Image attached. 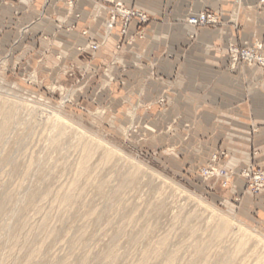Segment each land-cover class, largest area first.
<instances>
[{
    "label": "rangeland",
    "instance_id": "1",
    "mask_svg": "<svg viewBox=\"0 0 264 264\" xmlns=\"http://www.w3.org/2000/svg\"><path fill=\"white\" fill-rule=\"evenodd\" d=\"M28 1L0 0V10L20 8L18 16L0 26V264H138L165 236L166 245L148 264L173 262L169 257L175 250L178 257L170 264H264V219L241 211L235 203L241 197L231 196L237 177L247 180V191L263 192L251 190L241 172L264 168L228 169L229 154L221 148L206 156L203 137L199 146L189 144L196 127L189 121L186 138L172 123L167 131L153 130L170 109L172 89L145 101L147 83L139 90L127 87L124 77L130 68L116 63L133 52L143 70L145 50L134 47L145 34L141 38L136 31L117 40L115 49L119 42L124 49L108 58L90 47L99 42L101 48L112 38L105 35L106 21L100 41L91 34L82 40L81 27L90 16L77 11L79 0L77 23L66 0L63 6L56 0ZM100 2L96 5L105 9ZM257 7L264 13V0ZM240 10L237 5L232 13ZM228 50L230 68H264L244 58L247 50L264 57V38L231 43ZM149 72L148 80L163 79L156 67ZM3 112L10 113L4 126ZM87 141L94 151L88 172L65 206L59 193L75 180ZM108 149L114 151L110 162L104 160ZM222 169L226 176L217 174ZM245 234L249 242L236 252ZM14 236L20 241L11 253Z\"/></svg>",
    "mask_w": 264,
    "mask_h": 264
},
{
    "label": "crops",
    "instance_id": "2",
    "mask_svg": "<svg viewBox=\"0 0 264 264\" xmlns=\"http://www.w3.org/2000/svg\"><path fill=\"white\" fill-rule=\"evenodd\" d=\"M37 1H40V5L44 2ZM97 1L79 0L77 11L85 18L97 16L91 36L100 41L108 11L97 6ZM117 1L142 9L149 16L145 39L139 40L134 47L136 51L145 50L141 59L143 70L138 69V58L133 52L116 59L118 66L130 68L124 83L133 90H139L142 84L147 83L145 101L154 99L167 88L172 89L170 109L164 115L162 124L158 122L153 130L167 131L172 123L186 138L185 125L189 121L196 125L189 144L203 137L205 140L201 146L206 150V156L210 151L221 148L229 154L225 161L228 169L242 170L251 165L264 168V68L239 65L232 69L228 50L231 43L264 38V13L258 11V0H241V3L237 0ZM56 2L63 6L61 0ZM237 5L241 10L235 15L232 11ZM242 5L247 9L242 11ZM62 6L58 7L60 14L65 13ZM6 8L0 10V26L3 27L2 20L20 13V8ZM204 10L217 13L221 20L215 26L196 29L188 19ZM32 15L39 17L35 12ZM138 28L137 20L132 21L126 37L138 31ZM121 35L118 27L98 53L112 58V53L116 51L115 43L122 39ZM81 38L87 40L88 37L83 35ZM152 66L158 69L163 79L148 80ZM150 109L153 115L157 105ZM184 138L181 139L184 141ZM246 188L247 180L237 177L231 188L234 190L230 192L231 196L241 197L235 203L238 202V208L244 213L256 214L264 219V191L255 195Z\"/></svg>",
    "mask_w": 264,
    "mask_h": 264
},
{
    "label": "built area",
    "instance_id": "3",
    "mask_svg": "<svg viewBox=\"0 0 264 264\" xmlns=\"http://www.w3.org/2000/svg\"><path fill=\"white\" fill-rule=\"evenodd\" d=\"M102 2L98 1V3H103V7L105 9L111 8L108 14V18L106 19V28H105V35L113 36L115 34V31L119 27L120 33L122 34V39L128 38L126 37L128 33V29L132 21L137 20V23L139 24V27L141 28V31H137V36L143 38L145 34V28L143 26L149 22V16L148 14L139 8L132 7L127 5L125 2L122 1H115V0H101ZM68 5V13H70L72 16H74L77 20L76 23L79 22L80 14H76L74 11L75 9V0H66ZM108 7V8H107ZM97 21V17L90 18V22L88 25H84L82 28V34L84 36H87L89 38L91 34L92 24ZM189 22L195 26H215L219 23V18L216 14H213L212 12L208 10H204L196 15H192L189 18ZM76 26V25H75ZM74 26V27H75ZM132 39V38H131ZM134 40H128V43L132 44ZM125 44L120 43L116 46L117 51H121ZM101 46V43L94 42L90 43V47L93 50H99ZM239 49H235V54L238 56ZM244 58L248 59L249 62H256L258 64H261L264 66V57L262 55H256L254 51L247 50L245 51ZM218 156L214 157V162L217 161ZM215 165V164H214ZM213 165H211L212 167ZM215 167V166H213ZM207 174V170H206ZM226 171L222 169L221 176H226ZM245 177L249 178L248 184L250 186V189L254 192H259L264 190V169H255L254 166L251 167V169H246L243 173ZM226 179V178H225ZM223 181V180H222ZM223 185L226 187L229 185V180L226 179L223 181Z\"/></svg>",
    "mask_w": 264,
    "mask_h": 264
},
{
    "label": "bare ground",
    "instance_id": "4",
    "mask_svg": "<svg viewBox=\"0 0 264 264\" xmlns=\"http://www.w3.org/2000/svg\"><path fill=\"white\" fill-rule=\"evenodd\" d=\"M3 116H2V125L4 126V125H7L8 124V117L10 116V113H8V112H3V114H2ZM0 125H1V123H0ZM2 126V127H3ZM88 142V141H87ZM113 150H109L108 149V151L106 152V154H105V159L104 160H106V161H109L113 156H114V151L112 152ZM93 143L92 142H88V143H86L85 144V146H84V149H83V154H82V156H81V159H80V161H79V163H80V165H79V167H78V172H76L77 173V176H76V178L75 177H73L74 179V181H73V183H72V185L67 189H65L64 191H60V193H59V195H60V197L62 196V198H63V201L65 200V206H69L70 204H71V200H72V198H73V195H74V192H76V191H74V189L76 188V184H77V182H79L80 181V178L82 177L83 178V176H85L86 174H87V172H88V167H89V162H90V160H91V158L93 157L92 155H93ZM110 162V161H109ZM32 164V163H31ZM93 168V167H92ZM136 169V168H135ZM138 172V171H137ZM221 170L220 171H217V174H221ZM98 174V173H97ZM91 175V174H90ZM90 175H88V176H90ZM87 176V177H88ZM95 176V175H94ZM92 178V177H91ZM90 178V179H91ZM96 179V178H95ZM72 181V180H71ZM93 181V180H92ZM132 182V181H131ZM135 182V181H134ZM102 184V183H101ZM69 186V185H68ZM67 186V187H68ZM103 189V188H102ZM11 196V195H10ZM13 196V195H12ZM80 199V198H79ZM64 203V202H63ZM24 205V204H23ZM63 205V206H64ZM63 206H61V207H63ZM51 207H53V206H51ZM58 208H60V206L58 207ZM62 211V210H61ZM60 211V212H61ZM64 211H66V210H64ZM45 217V216H44ZM219 218V217H218ZM223 218V217H222ZM220 219H221V217H220ZM27 221V220H26ZM25 221V222H26ZM42 221V220H41ZM43 221H45V220H43ZM225 221H227V219L225 220ZM224 221V222H225ZM221 223H223V222H221ZM228 223H226V225H227ZM229 225V224H228ZM42 226V225H41ZM225 228V227H224ZM35 229V228H34ZM220 230H222L221 228H219ZM36 230V229H35ZM37 230H38V228H37ZM219 230V231H220ZM215 231H217V230H215ZM214 231V232H215ZM225 231V230H224ZM226 232H227V229H226ZM247 233V232H246ZM20 234H22V232H20L19 233V235ZM217 234V233H216ZM227 234H228V232H227ZM25 235V234H24ZM30 235V234H29ZM212 235H214V234H212ZM31 236H32V233H31ZM217 236H222V233H220V234H218ZM249 236H250V234H245L244 236H243V238H241V240H240V242H239V244H238V242H237V249H234L233 248V250H236V252H240V251H242V249L245 247V246H247L246 244H248L247 242H249ZM251 236H252V234H251ZM15 238H14V240H13V242H12V244L10 245V251H11V253L16 249V245H17V243H18V241H20L19 240V236H14ZM24 237V236H23ZM22 237V238H23ZM169 237V236H168ZM168 237H161L162 239L160 240L159 239V241L158 242H156L155 244H156V246L157 247H155V245H154V247L152 248V249H147L146 250V252L145 253H143V255H142V258H141V260L139 261V263L138 264H148L147 262H151V260H152V257H155V256H157L158 254H160V248L162 247V246H164V245H166V241L168 240L167 238ZM226 237V236H225ZM21 238V239H22ZM217 238V237H216ZM251 238V237H250ZM215 239V238H214ZM240 239V238H239ZM263 239V238H262ZM24 240H28V239H24ZM217 240H220V238L219 239H217ZM216 240V241H217ZM207 241V240H206ZM260 242V241H259ZM261 242H263L262 240H261ZM261 242H260V244H261ZM203 242H201V244H202ZM208 243H210V242H208ZM198 244V243H197ZM259 244V245H260ZM205 247V246H204ZM198 248V247H197ZM200 249L202 248V246L201 247H199ZM198 248V249H199ZM18 249H19V247H18ZM199 249V250H200ZM204 249V248H203ZM209 249V248H208ZM208 249H207V251H208ZM162 251V250H161ZM115 252V255H116V251H114ZM177 252H179V250L177 251V250H175V251H173V254H171V256L169 257V260L171 261V260H174L175 261V259L178 257L177 256ZM255 252V251H254ZM15 253V252H14ZM13 253V254H14ZM111 254H113L112 253V251L110 252ZM172 253V252H171ZM111 254H109V255H111ZM179 254V253H178ZM12 255V254H11ZM114 255V256H115ZM232 255V254H231ZM7 256H8V254H7ZM14 256V255H13ZM31 256V258H33L35 255L34 254H32V255H30ZM37 256H38V254H37ZM113 256V257H114ZM117 256V255H116ZM233 256H235V255H232V257ZM112 257V258H113ZM158 257V256H157ZM9 258V257H8ZM35 258V257H34ZM33 258V259H34ZM38 258V257H37ZM84 258H88V257H84ZM106 258H108V257H106ZM110 258V257H109ZM108 258V259H109ZM156 258V257H155ZM32 259V260H33ZM63 259V258H62ZM72 259V258H71ZM111 259V258H110ZM115 259V258H114ZM151 259V260H150ZM157 259V258H156ZM168 259V258H167ZM227 259V258H226ZM35 260V259H34ZM86 260V259H85ZM228 260V259H227ZM68 261H70L69 259H68ZM173 261V262H174ZM71 262V261H70ZM84 262V261H83ZM86 262V261H85ZM108 262V261H107ZM172 262V261H171ZM170 262V263H171ZM172 262V263H173ZM31 263V262H30ZM65 263V262H64ZM167 264H168V260H167V262H166ZM169 263V264H170ZM109 264H113V262L112 263H109ZM135 264V263H134ZM227 264V263H226Z\"/></svg>",
    "mask_w": 264,
    "mask_h": 264
}]
</instances>
